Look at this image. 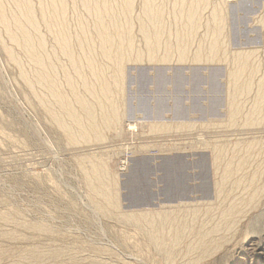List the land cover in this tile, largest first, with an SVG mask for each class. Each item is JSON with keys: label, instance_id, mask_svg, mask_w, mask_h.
<instances>
[{"label": "rangeland", "instance_id": "374dc122", "mask_svg": "<svg viewBox=\"0 0 264 264\" xmlns=\"http://www.w3.org/2000/svg\"><path fill=\"white\" fill-rule=\"evenodd\" d=\"M30 1L38 54L51 77L21 42L11 41L19 35L11 20L27 23L13 0H1L11 24L9 30L0 24V264H165L160 241L148 233L165 214L174 221L162 234L188 224L178 248L183 264L197 229L222 222L235 200L259 190L258 209L248 208L245 224L264 210V0H94L115 12L100 20L82 0H65L66 50L50 27L48 1ZM147 1L162 12L156 61L142 33ZM113 21L129 26L133 37L119 82L97 35V29L113 31ZM180 38L188 48L182 62ZM212 46L215 60H193ZM239 54L246 58L237 64ZM238 65L244 71L235 83ZM80 126L89 133L86 141ZM95 169L105 174L106 195L91 187ZM135 213L153 222L123 221Z\"/></svg>", "mask_w": 264, "mask_h": 264}, {"label": "bare ground", "instance_id": "6f19581e", "mask_svg": "<svg viewBox=\"0 0 264 264\" xmlns=\"http://www.w3.org/2000/svg\"><path fill=\"white\" fill-rule=\"evenodd\" d=\"M50 8L49 16L51 22V28L58 31V42L63 50H66L70 46V37L68 34V28L65 23L66 18V10H65V0H47ZM15 2L18 10L23 13V17L27 23V26L22 24L18 17H15L11 20L12 24H15L17 30L19 31V35H12L11 41L18 44L22 43L23 49L26 50L31 55V62L36 67L43 68V74L46 78H50V74L45 73V65L42 59L39 57V49L40 44L37 43L35 36H37V19L35 18L34 8L31 4L30 0H13ZM41 2V0H40ZM87 11L91 12L96 16L98 20L103 17V15H111L114 17V11L110 5H105L104 10L101 8H97L96 2L94 0H82ZM147 10H146V19L147 24L142 27L143 38L145 42L149 45L148 50L151 54L150 61L157 60V57L152 56L155 55L158 50L161 49L162 38L159 34V25L162 20V12L159 8H154V6L147 1ZM131 9V4L127 3L126 12H129ZM195 10L190 6L188 9V15H193ZM5 10L2 7L0 0V24L6 30L10 28V22L7 20L5 16ZM215 16V15H214ZM218 15L216 14V17ZM113 31H103L97 29V35L100 39V52L101 54L107 58L108 60H112L117 66V73L114 77L115 81L119 82L122 79V64L129 59V56L126 52L129 50H133V37L129 26H120L115 24L113 21ZM116 33V39L113 34ZM214 33V32H213ZM222 33V27H219L214 35L220 36ZM183 37V36H182ZM179 43H177V52L178 58L182 62L183 60H187V44L183 38L178 39ZM218 42V39L214 41V44ZM213 46L208 50L206 55L202 52H197L193 56V60L201 61V60H210L213 61L216 58V53L212 52ZM5 52L9 55L11 59H14V54L7 47L5 48ZM200 49V48H199ZM165 51L168 49H164ZM201 50V49H200ZM139 57V56H138ZM246 58L245 54H239L238 63H240L242 58ZM140 58V57H139ZM138 58V59H139ZM206 60V61H207ZM149 61V62H150ZM204 62V61H202ZM236 71L231 74V79L233 81L238 82L239 78L243 74V65H238ZM72 67L74 69V73L79 75L80 69L77 67L75 62L73 61ZM97 80H102L101 70L96 72ZM71 80V79H69ZM103 84V83H102ZM241 87L236 88V94L241 91ZM102 93L107 94L109 87L105 84L102 85ZM91 94H95L92 92ZM62 96L58 93V104L62 107L66 112H68V108L63 107V102L61 101ZM81 104H85L83 101ZM261 108H256V111H260ZM85 115L88 120H94V113L90 108L84 109ZM58 125L65 130L66 133L70 134L71 129L69 126L65 125L63 120L57 118ZM70 120L77 123V116L74 114L70 115ZM113 120V119H112ZM108 121H110L108 119ZM79 136L82 140H88L89 133L85 130L84 127L80 126L78 131ZM243 163L240 162V165L236 167V170H230L225 173L224 180L231 175L233 171H239L241 169V165ZM231 167V166H230ZM96 179L94 183L91 185L93 191L99 193H104L106 195L108 182L104 178V173L102 170L95 169L94 170ZM254 181V179H253ZM235 187H240V181H237ZM258 191L255 189L254 192L250 194V196L246 199L244 197L235 200L238 202H234L233 205L224 212L222 222L218 225H211L206 227V225H202L201 228L197 229L195 232V242L190 243L185 247L186 257L191 256L189 261H185L183 264H264V210L261 211L255 218L250 219L247 224L244 223V220H241L247 217L248 208L258 209L259 199H258ZM168 207H174L168 206ZM245 212V214H244ZM159 216V215H158ZM243 216V217H242ZM123 221L127 224L138 225L143 224L146 221L147 224L153 222V218H148L147 214H129L123 217ZM160 226L156 224H151V228L148 233L150 238L153 241H160L157 246L158 249L164 253L166 258L165 264H178L180 258L178 248L181 246V242L183 240V235L188 230V224L184 222L181 223L180 226L176 227L175 230L171 227L166 229L164 233H161V230L167 228L168 225L174 221L172 215L165 214L160 218ZM221 221V220H220ZM57 254V253H56ZM32 256L37 259L38 255L33 253Z\"/></svg>", "mask_w": 264, "mask_h": 264}]
</instances>
